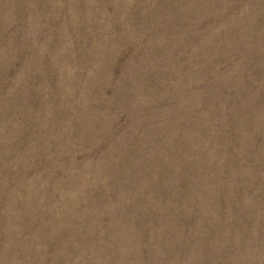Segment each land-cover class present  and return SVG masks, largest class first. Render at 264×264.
<instances>
[{"label":"rangeland","instance_id":"obj_1","mask_svg":"<svg viewBox=\"0 0 264 264\" xmlns=\"http://www.w3.org/2000/svg\"><path fill=\"white\" fill-rule=\"evenodd\" d=\"M0 264H264V0H0Z\"/></svg>","mask_w":264,"mask_h":264}]
</instances>
